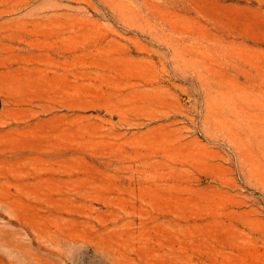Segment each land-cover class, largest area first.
<instances>
[{
  "label": "rangeland",
  "instance_id": "rangeland-1",
  "mask_svg": "<svg viewBox=\"0 0 264 264\" xmlns=\"http://www.w3.org/2000/svg\"><path fill=\"white\" fill-rule=\"evenodd\" d=\"M0 264H264V0H0Z\"/></svg>",
  "mask_w": 264,
  "mask_h": 264
}]
</instances>
